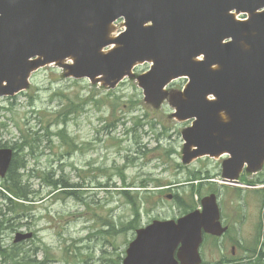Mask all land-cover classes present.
Segmentation results:
<instances>
[{
    "label": "rangeland",
    "instance_id": "374dc122",
    "mask_svg": "<svg viewBox=\"0 0 264 264\" xmlns=\"http://www.w3.org/2000/svg\"><path fill=\"white\" fill-rule=\"evenodd\" d=\"M122 25L120 19L114 31ZM148 68V63L138 65L133 77L109 88L67 76L62 65L53 63L37 69L22 92L0 97V143L13 146L15 158L25 163L18 172L30 199L19 218L0 196L5 215L0 217V249L5 251L0 264L121 262L138 228L154 219L180 217L190 206L199 208L211 186L223 214L241 227L239 239L249 250L233 254L237 236L207 239L205 264H264V184L255 182L264 179V171L245 172L253 185L243 194L223 181L220 159L184 164L182 132L191 123L173 116L170 97L160 105L145 99L137 76ZM186 81L173 82L170 93ZM62 129L68 138H62ZM6 178L0 177L1 185ZM60 178L69 187L48 185ZM18 232L33 234L15 244Z\"/></svg>",
    "mask_w": 264,
    "mask_h": 264
},
{
    "label": "water",
    "instance_id": "95a60500",
    "mask_svg": "<svg viewBox=\"0 0 264 264\" xmlns=\"http://www.w3.org/2000/svg\"><path fill=\"white\" fill-rule=\"evenodd\" d=\"M233 10L249 18L238 20ZM119 18L126 30L114 36ZM68 58L74 63L66 64ZM145 61L154 66L138 80L155 105L168 96L164 88L173 78L190 77L172 97L174 116L195 118L183 131L185 163L229 154L223 176L230 182L246 165L251 172L261 169L264 0H0V96L27 88L31 72L53 62L67 76L114 87ZM12 158L11 148H0L1 176ZM203 205L202 212L138 229L123 264H201L203 228L223 232L216 196L205 197ZM31 236L19 233L15 241Z\"/></svg>",
    "mask_w": 264,
    "mask_h": 264
},
{
    "label": "trees",
    "instance_id": "16d2710c",
    "mask_svg": "<svg viewBox=\"0 0 264 264\" xmlns=\"http://www.w3.org/2000/svg\"><path fill=\"white\" fill-rule=\"evenodd\" d=\"M133 130H135V129L133 128ZM59 133L62 135V138H68V135L66 134L65 129H62ZM0 146H2L1 143H0ZM20 146H22V145H20ZM16 155L17 154L15 153L13 163L9 168L8 178H6L4 185L0 184L1 185L0 187L3 190H5V192H7L9 195L0 191V196L5 199V201H6L5 203L7 204L8 210L12 211V209H13V211L15 212L14 214H16V216L21 218L22 216L18 213V212H20L19 210H21V211L25 210L26 211V209H25L26 205H24L23 201H27V200L29 201L30 199L28 198L29 195H28V192L26 190V189H28V187H27V185L23 184L22 175L18 172L22 168H25L26 165L24 162L22 163V160L19 159L18 157L15 158ZM18 164H20V165H18ZM67 181L64 178H60L57 180H52V182H49V181H47V182H48V185L53 186L55 189H57V188H59V186H62V185H64V187H69V184L67 183ZM144 186H146V185H144ZM178 200L180 201L181 205L184 204L183 202H181L180 198ZM1 214L3 215V217L5 216L3 213H1ZM1 222H2V220H0V224H1ZM0 245H1V241H0ZM4 252H5L4 250L0 249V254H2ZM114 264H121V262H120V260H118Z\"/></svg>",
    "mask_w": 264,
    "mask_h": 264
},
{
    "label": "flooded vegetation",
    "instance_id": "af4514ba",
    "mask_svg": "<svg viewBox=\"0 0 264 264\" xmlns=\"http://www.w3.org/2000/svg\"><path fill=\"white\" fill-rule=\"evenodd\" d=\"M9 212H11L9 210ZM223 213V212H222ZM2 216V219H3V215L0 213V217ZM247 219V216H243V217H240L239 219V225L241 226L243 222H245ZM222 225L226 228V232L223 236H214V235H210V234H205L204 235V242L207 240V239H214V240H221L223 239L226 235H232L235 239V237L237 236V238L235 239V242L234 244L232 243V251L235 252L236 250H243L241 249L242 247H244V249L247 251L249 250L247 246H245V244L243 245L242 242H241V239H239L241 237V234H240V229L241 227H236L235 223L227 218L224 214H222ZM247 243V242H245ZM240 248V249H239ZM203 249V246L201 247V251Z\"/></svg>",
    "mask_w": 264,
    "mask_h": 264
},
{
    "label": "bare ground",
    "instance_id": "6f19581e",
    "mask_svg": "<svg viewBox=\"0 0 264 264\" xmlns=\"http://www.w3.org/2000/svg\"><path fill=\"white\" fill-rule=\"evenodd\" d=\"M13 150V149H12ZM15 151L13 150V154L15 155ZM8 171H9V169H8ZM8 171H7V173L4 175V176H6L7 174H8ZM4 176H2V177H4Z\"/></svg>",
    "mask_w": 264,
    "mask_h": 264
}]
</instances>
